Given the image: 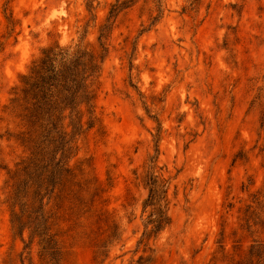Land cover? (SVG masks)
I'll use <instances>...</instances> for the list:
<instances>
[{
	"label": "rangeland",
	"instance_id": "374dc122",
	"mask_svg": "<svg viewBox=\"0 0 264 264\" xmlns=\"http://www.w3.org/2000/svg\"><path fill=\"white\" fill-rule=\"evenodd\" d=\"M91 1L0 0V264H53L11 224L8 171L27 153L6 107L43 48H98L116 0ZM108 46L101 125L78 138L71 165L99 181L96 209L119 233L60 212L55 264H249L264 243V0H135ZM152 176L169 186L171 225L157 236L146 229Z\"/></svg>",
	"mask_w": 264,
	"mask_h": 264
},
{
	"label": "trees",
	"instance_id": "16d2710c",
	"mask_svg": "<svg viewBox=\"0 0 264 264\" xmlns=\"http://www.w3.org/2000/svg\"><path fill=\"white\" fill-rule=\"evenodd\" d=\"M134 1L116 0L110 5L99 30L96 50L82 44L43 48L27 72L20 75V84L13 89L6 107L21 126L12 138L27 153L15 170L8 171L12 183L11 224L23 239L26 230L31 238H38L53 264L59 251L53 227L60 212H69L75 218L73 225L84 215L96 216L108 224L111 239H116L119 233L109 213L96 209L103 193L101 184L83 169L73 167L71 161L76 157L78 138L101 125L96 84L109 55L108 41L115 21ZM92 10L89 4L87 11ZM189 10H194V6L184 12ZM149 181L145 208L151 207L152 212L146 229L151 227L149 235L157 236L171 225L167 213L169 186L168 181H160L158 176ZM105 242L101 239L97 244L95 259L105 256ZM247 258L249 264H264V243L253 244Z\"/></svg>",
	"mask_w": 264,
	"mask_h": 264
}]
</instances>
